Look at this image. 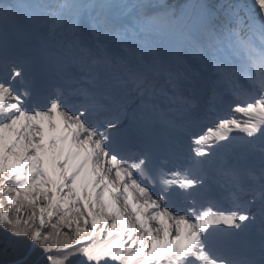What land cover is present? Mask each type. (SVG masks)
Returning <instances> with one entry per match:
<instances>
[{"label":"snow or ice","instance_id":"obj_1","mask_svg":"<svg viewBox=\"0 0 264 264\" xmlns=\"http://www.w3.org/2000/svg\"><path fill=\"white\" fill-rule=\"evenodd\" d=\"M8 264H264V0H0Z\"/></svg>","mask_w":264,"mask_h":264},{"label":"trees","instance_id":"obj_2","mask_svg":"<svg viewBox=\"0 0 264 264\" xmlns=\"http://www.w3.org/2000/svg\"><path fill=\"white\" fill-rule=\"evenodd\" d=\"M14 257L10 253L0 252V264H4L8 261H11Z\"/></svg>","mask_w":264,"mask_h":264}]
</instances>
